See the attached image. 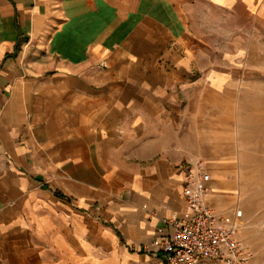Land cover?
I'll use <instances>...</instances> for the list:
<instances>
[{"label": "crops", "instance_id": "0c3cea01", "mask_svg": "<svg viewBox=\"0 0 264 264\" xmlns=\"http://www.w3.org/2000/svg\"><path fill=\"white\" fill-rule=\"evenodd\" d=\"M260 35L264 0H0V264L151 263L197 162L241 228Z\"/></svg>", "mask_w": 264, "mask_h": 264}, {"label": "built area", "instance_id": "2783aa9c", "mask_svg": "<svg viewBox=\"0 0 264 264\" xmlns=\"http://www.w3.org/2000/svg\"><path fill=\"white\" fill-rule=\"evenodd\" d=\"M209 173L201 163L188 164L182 196L187 212L163 217L156 236L148 246L154 254L149 264H246L250 253L238 234L240 223L234 212L217 211L204 199Z\"/></svg>", "mask_w": 264, "mask_h": 264}, {"label": "rangeland", "instance_id": "374dc122", "mask_svg": "<svg viewBox=\"0 0 264 264\" xmlns=\"http://www.w3.org/2000/svg\"><path fill=\"white\" fill-rule=\"evenodd\" d=\"M256 39L255 54L261 61L257 74L264 79V35ZM239 103L243 109L239 120L246 130L242 132L241 147L237 148L240 150L237 165L243 176L236 180L240 189L237 205L244 217L238 235L252 255L246 264H264V82L252 86Z\"/></svg>", "mask_w": 264, "mask_h": 264}]
</instances>
